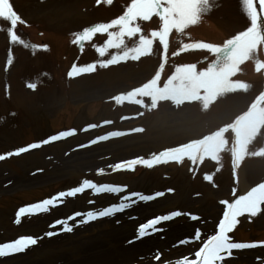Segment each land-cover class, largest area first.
I'll list each match as a JSON object with an SVG mask.
<instances>
[{
  "label": "rangeland",
  "instance_id": "obj_1",
  "mask_svg": "<svg viewBox=\"0 0 264 264\" xmlns=\"http://www.w3.org/2000/svg\"><path fill=\"white\" fill-rule=\"evenodd\" d=\"M10 2L26 22L19 25L32 26L27 28L30 39L46 42L48 49L36 50L18 27L13 30L24 43H11V24L0 18V155L5 156L0 160V243L20 236L38 239L24 252L0 258V264H177L183 259L194 260L195 252L217 231L226 207L221 201H234L238 176L247 190L264 182V157L245 156L237 167L238 176L229 152L221 154L219 165L210 158L195 163L185 158L182 163L170 161L152 168L136 165L134 170H117L115 165L151 159L233 122L264 92V70L256 72L255 63L245 61L232 79L248 83L249 89L220 96L208 109L199 101L180 106L162 101L149 110L128 101L118 105L114 97L142 86L158 71L163 86L178 66L194 64L204 70L215 56L205 49H183V45L205 42L220 46L245 30L249 20L241 0H212L211 9L184 34L173 30L166 60L163 46L156 40L150 55L106 68L98 62L117 51L109 49L105 57L99 56L96 47L103 46L106 34L83 42L82 48L69 35L111 22L123 14L131 0H112L111 4L107 0ZM217 21L221 27H215ZM138 23L145 35L159 29L158 17ZM37 31L42 32V38ZM136 39L125 38L129 46ZM258 56L264 61L263 50ZM91 63L97 64L93 73L68 76L74 65ZM30 83L36 88H29ZM137 98L150 104L148 97ZM136 128L144 130L136 132ZM72 130V136L43 143ZM112 132L125 135L112 137ZM226 135L231 138L230 132ZM101 136L108 138L101 141ZM93 140L97 142L93 144ZM33 143L40 146L14 154ZM259 147H264V136H258L251 146ZM206 175H211L212 181L206 180ZM84 180L125 191L96 194L85 189L75 197H62L47 211L22 216L19 224L15 222L21 207L52 199L79 187ZM158 192L164 195L156 196ZM132 193L154 199L145 202L132 196L131 201H124ZM121 201L130 207L110 217L81 222L83 213ZM175 211L182 215L162 221L155 231L149 229L139 237L140 225ZM77 212L82 215L70 219ZM57 220H66L73 231L64 232ZM237 220L229 233L232 241L260 246L233 250L218 264H264V206L257 216L245 213ZM47 232L56 234L48 237Z\"/></svg>",
  "mask_w": 264,
  "mask_h": 264
},
{
  "label": "snow or ice",
  "instance_id": "obj_2",
  "mask_svg": "<svg viewBox=\"0 0 264 264\" xmlns=\"http://www.w3.org/2000/svg\"><path fill=\"white\" fill-rule=\"evenodd\" d=\"M107 3L111 4L112 0H107ZM241 4L249 20V26L245 30L225 40L220 46L205 42L186 43L183 45V49H205L215 56V59L204 70H198L194 64L178 66L175 68L174 73L163 83V86L160 85L161 72L158 71L153 78L142 86L136 87L126 94L115 96V103L119 105L124 101H128L153 110L162 101H171L176 106H180L185 102L199 101L204 109H208L209 105L220 96L236 92L237 90L247 91L250 87L248 83L233 80L232 77L239 70V66L249 60L255 63L256 72L264 70V61L259 59L258 56V52L264 50V0H241ZM211 7L212 0H131L126 10L118 18L112 19L109 23H97L93 26L85 27L82 31L75 34L73 43L80 45L82 48L83 42L91 41L97 34H106L107 40L103 46L96 47L99 56L105 57L109 49H116L117 51L112 53L109 58L98 62L102 68L118 65L128 60L138 61L142 57L150 55L156 40L163 46L164 59L166 60L169 36L173 30L176 33L184 34L185 29L190 25H195L201 19L202 14L210 10ZM153 17H158L159 29L151 31L149 35L143 34L138 21H149ZM0 18L9 21L11 24V29L8 31L11 42L24 43L13 29L18 24L26 22L14 10L10 0H0ZM125 38L129 40L137 39L132 46H129ZM25 47H27V44H25ZM175 54L177 53H173V55ZM163 66L161 64V70ZM96 68V63L82 67L74 65L68 76L73 78L79 74L93 73ZM28 87L35 89L36 84L30 83ZM137 97L150 98V104H144L143 100ZM140 115H143V113H140ZM106 123H110V121ZM90 127H96V125H91ZM143 130L142 128L134 129L136 132H142ZM229 132L231 133V144L229 137L226 135ZM74 134V130L61 132L43 143L47 144L50 141H56ZM110 135L119 137L125 135V133L112 132ZM258 136H264V92H261L255 98L246 111L236 116L233 122L219 127L210 134L177 147H170L158 155H153L151 159H132L124 163H118L115 165V169L134 170L136 165L152 168L156 164L170 161L182 163L185 158L194 163L210 158L219 165L222 159L221 154L224 152L231 154L235 169L245 156L264 157V147L251 148ZM107 138L106 136H101L98 139L102 141ZM96 142V140L92 141L93 144ZM39 146V144L33 143L18 149L14 154L19 155ZM12 154L9 153V155ZM3 159H5V156L0 155V160ZM217 171H219V168H217ZM205 179L212 181L213 177L206 175ZM85 189H91L96 194L125 191L121 187L97 186L96 183L90 180H84L79 187H75L68 192H61L52 199H45L41 203L21 207L16 213L15 222L19 224L22 216L47 211L49 206L54 205L62 197H75L78 193H83ZM163 195L164 193L162 192L156 193V196ZM132 196H136L139 200L145 202L154 199L153 196L132 193L131 196H125L124 201H131ZM124 201L97 211H87L83 213L84 219L81 222L88 223L122 212L130 207V204ZM221 203L226 207L223 211L222 219L218 222L215 234L211 235L203 243V246L195 252L194 260L183 259L177 261V264H218L219 261L224 260V254L230 255L233 250L252 249L260 246L257 243L233 242L229 233L237 225L238 217L245 213L255 217L261 211V206H264V182L252 187L245 194L239 195L231 203L228 201H221ZM80 215L82 214L77 212L70 219L75 220L76 216ZM180 215H182L181 212L175 211L170 215H162L149 220L147 223L140 225L139 237H144L148 234L149 229L155 231V226L162 221H168ZM192 219L195 220L197 217L192 216ZM56 224L62 225L64 232L70 233L73 231V226L69 225L66 220H57ZM55 234V232L46 233L48 237ZM199 237L200 233L197 232L196 238L199 239ZM37 243L38 239L32 236H20L10 242L0 243V258L24 252ZM129 243H132V241H129Z\"/></svg>",
  "mask_w": 264,
  "mask_h": 264
},
{
  "label": "bare ground",
  "instance_id": "obj_3",
  "mask_svg": "<svg viewBox=\"0 0 264 264\" xmlns=\"http://www.w3.org/2000/svg\"><path fill=\"white\" fill-rule=\"evenodd\" d=\"M242 188H245L244 183L242 184Z\"/></svg>",
  "mask_w": 264,
  "mask_h": 264
}]
</instances>
